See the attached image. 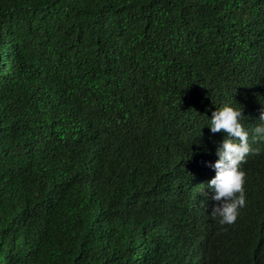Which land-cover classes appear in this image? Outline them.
I'll return each mask as SVG.
<instances>
[{
	"label": "trees",
	"instance_id": "obj_1",
	"mask_svg": "<svg viewBox=\"0 0 264 264\" xmlns=\"http://www.w3.org/2000/svg\"><path fill=\"white\" fill-rule=\"evenodd\" d=\"M243 109L246 204L210 215ZM264 0H0V264H264Z\"/></svg>",
	"mask_w": 264,
	"mask_h": 264
},
{
	"label": "clouds",
	"instance_id": "obj_2",
	"mask_svg": "<svg viewBox=\"0 0 264 264\" xmlns=\"http://www.w3.org/2000/svg\"><path fill=\"white\" fill-rule=\"evenodd\" d=\"M243 109L226 104L213 112L207 125L212 133L223 132L225 135L216 148L218 159L209 166L215 169L206 184L211 192L210 215L219 218L221 225L234 223L245 207L244 190L245 172L242 164L252 153L259 154L249 142V131L243 124ZM264 121V110L258 118ZM254 139L264 140V124H257L253 129Z\"/></svg>",
	"mask_w": 264,
	"mask_h": 264
}]
</instances>
